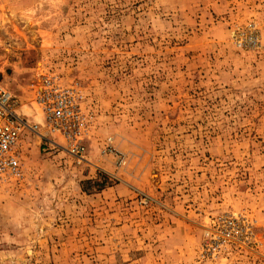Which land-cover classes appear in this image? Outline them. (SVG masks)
Returning a JSON list of instances; mask_svg holds the SVG:
<instances>
[{"label": "rangeland", "instance_id": "1", "mask_svg": "<svg viewBox=\"0 0 264 264\" xmlns=\"http://www.w3.org/2000/svg\"><path fill=\"white\" fill-rule=\"evenodd\" d=\"M48 81L86 115L77 155ZM0 83L35 125L0 264H264V0H0Z\"/></svg>", "mask_w": 264, "mask_h": 264}, {"label": "built area", "instance_id": "2", "mask_svg": "<svg viewBox=\"0 0 264 264\" xmlns=\"http://www.w3.org/2000/svg\"><path fill=\"white\" fill-rule=\"evenodd\" d=\"M76 90L64 88L48 81L36 91L47 133H59L69 142V152L77 155L83 151L81 137L87 129L86 115L77 103ZM26 117L15 106L11 91L0 83V181L19 180L23 176L20 142L25 130H34ZM48 134H41L51 142Z\"/></svg>", "mask_w": 264, "mask_h": 264}, {"label": "trees", "instance_id": "3", "mask_svg": "<svg viewBox=\"0 0 264 264\" xmlns=\"http://www.w3.org/2000/svg\"><path fill=\"white\" fill-rule=\"evenodd\" d=\"M101 176L103 178L102 181L98 182L97 180H85L82 182V187H85V186L87 187L90 184H94L95 186H97V188L99 189L102 188L103 185L107 182L108 177L104 173H101Z\"/></svg>", "mask_w": 264, "mask_h": 264}, {"label": "bare ground", "instance_id": "4", "mask_svg": "<svg viewBox=\"0 0 264 264\" xmlns=\"http://www.w3.org/2000/svg\"><path fill=\"white\" fill-rule=\"evenodd\" d=\"M4 17L7 18L8 15L4 14ZM4 21H5V20H4ZM6 21H7V20H6ZM27 131H29V130H25V132H27Z\"/></svg>", "mask_w": 264, "mask_h": 264}]
</instances>
